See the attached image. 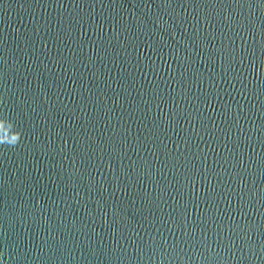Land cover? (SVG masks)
<instances>
[{
    "label": "water",
    "instance_id": "water-1",
    "mask_svg": "<svg viewBox=\"0 0 264 264\" xmlns=\"http://www.w3.org/2000/svg\"><path fill=\"white\" fill-rule=\"evenodd\" d=\"M0 264H264V0H0Z\"/></svg>",
    "mask_w": 264,
    "mask_h": 264
},
{
    "label": "clouds",
    "instance_id": "clouds-1",
    "mask_svg": "<svg viewBox=\"0 0 264 264\" xmlns=\"http://www.w3.org/2000/svg\"><path fill=\"white\" fill-rule=\"evenodd\" d=\"M18 142H19V140L16 143H18Z\"/></svg>",
    "mask_w": 264,
    "mask_h": 264
}]
</instances>
